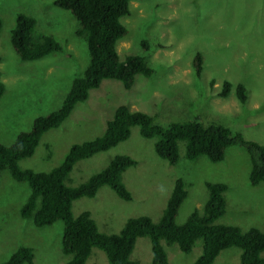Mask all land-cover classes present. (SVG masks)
<instances>
[{
  "label": "rangeland",
  "instance_id": "rangeland-1",
  "mask_svg": "<svg viewBox=\"0 0 264 264\" xmlns=\"http://www.w3.org/2000/svg\"><path fill=\"white\" fill-rule=\"evenodd\" d=\"M54 0H0V143L12 144L17 134L28 131L32 121L57 110L74 78L83 74L89 54L80 25ZM17 13L35 19L36 35H49L61 46L34 60H21L10 43V30ZM125 35L116 42L120 60L142 56L152 69L147 77L137 74L130 89L118 80L103 79L88 90L87 98L74 105L62 123L45 131L31 156L18 161L21 169L47 172L58 165L69 147L103 133L106 121L120 104L153 116L156 124L196 118L202 125L216 123L240 133L244 139L264 146V0H130L129 14L120 18ZM145 40L146 49L141 45ZM202 55V72L196 77L193 59ZM211 81V82H210ZM223 81L231 83L225 97L218 96ZM212 83V84H211ZM237 83L244 85L246 99H237ZM157 137L144 138L139 127L115 146L74 163L64 179L67 187L85 182L104 169L116 156L135 160L121 174L130 200L120 199L109 186H100L93 197L72 201L73 216L88 211L100 233H117L129 217L146 215L157 221L172 191L184 181L186 196L174 221L183 223L199 212L207 198L205 181H222L226 207L217 223L235 225L243 231L264 228V181H248L250 159L245 149L231 145L223 160L184 157V141H178V161L170 165L153 150ZM30 188L14 180L8 169L0 170V263L18 246L33 250L32 264H65L60 250L63 223L36 227L20 216ZM166 264H192L201 253L196 240L189 252L161 240ZM264 257V251L260 252ZM130 259L151 264L148 237H138ZM240 249H223L211 264H237ZM27 264V263H24ZM86 264H109L105 253L92 248Z\"/></svg>",
  "mask_w": 264,
  "mask_h": 264
},
{
  "label": "trees",
  "instance_id": "trees-1",
  "mask_svg": "<svg viewBox=\"0 0 264 264\" xmlns=\"http://www.w3.org/2000/svg\"><path fill=\"white\" fill-rule=\"evenodd\" d=\"M129 2L130 0L53 1V5L69 11L78 21L80 27L76 34L86 42L89 61L83 74L72 80L57 110L34 118L31 128L17 134L12 144L0 143V170L8 169L14 180L25 181L30 188V193L20 208V216L31 218L36 227L49 226L55 221L63 223L60 250L68 256L65 264H86L92 248L102 250L109 264H140L129 256L136 239L142 236L148 237L150 241L151 264H166L167 256L161 240L177 244L186 253L198 239L202 241L201 253L192 264H211L220 251L229 247L240 249L237 264H264V257L260 255L264 251V228L243 231L235 225L216 222L224 214L226 207L224 192L227 184L222 181H205L207 198L201 211L194 209L181 224L174 221L177 209L187 194L181 178L174 181L162 214L155 222L146 215L129 217L117 233H100L88 211H82L76 216L71 213L73 200L93 197L103 185L109 186L120 199H131L130 192L121 181L122 172L135 164V160L129 156H116L104 169L75 187H67L64 179L75 162L126 140L134 125L139 127L142 137H157L153 150L170 165L178 161V141L181 140L185 142V159L195 161L203 156L213 163L223 160L227 147L239 145L245 149L250 159V184L264 181V146L244 139L240 133H232L223 125L209 123L204 126L193 118L161 126L154 122L152 115L120 104L106 121L101 135L72 144L63 160L51 170L34 172L18 166L20 159L33 154L41 135L58 127L68 117L74 105L87 98L88 90L98 87L103 79L118 80L128 90L137 74L147 77L152 74V69L142 56L126 55L120 60L116 52L117 40L126 33V27L120 22V18L129 14ZM35 23V19L29 15L17 13L15 16L9 38L21 60H34L61 50L60 44L49 35L35 34ZM141 45L146 49L145 40H141ZM192 65L194 75L199 77L202 72L200 53H196ZM230 88L231 83L223 81L217 95L227 96ZM3 92L4 85L0 81V96ZM235 93L239 101H245L246 89L243 84L237 83ZM32 260V248L18 246L0 264H32Z\"/></svg>",
  "mask_w": 264,
  "mask_h": 264
}]
</instances>
